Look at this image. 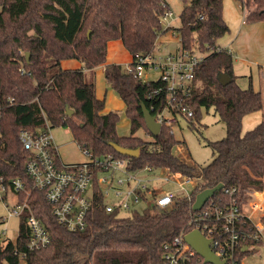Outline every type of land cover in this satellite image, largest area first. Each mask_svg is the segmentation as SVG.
Returning <instances> with one entry per match:
<instances>
[{
    "label": "trees",
    "instance_id": "trees-1",
    "mask_svg": "<svg viewBox=\"0 0 264 264\" xmlns=\"http://www.w3.org/2000/svg\"><path fill=\"white\" fill-rule=\"evenodd\" d=\"M181 1L185 7L176 30L183 37L182 46L202 52L215 49L217 40L230 31L223 16L224 0ZM235 1L245 13V23L264 26V0ZM168 9L166 0H0V177L8 183L18 178L24 182L25 190L31 191V209L52 239L21 262L15 249L24 250L27 242L23 218L19 238L0 244V264H165L164 244L195 228L193 204L200 192L223 184L226 189L236 188L243 204L252 193L264 191V121L244 133L242 129L244 118L261 111L264 100L253 87L244 90L236 84L232 54L213 51L204 58L187 100L194 111L192 118H185L190 128L200 125L202 108H213L227 126L226 137L210 144L213 160L203 167L176 154L182 142L170 128L163 127L156 137L149 133L142 104L151 110L147 95L158 83H144L122 65L106 64L112 41H121L132 58L151 53L159 36L169 30H162V16ZM64 60H77L82 66L63 69ZM102 66L107 84L125 103L131 125L128 137L117 133L119 113H102L105 98L96 94V69ZM219 73L233 81L223 86ZM9 99H14L12 105ZM45 119L51 128H68L79 147L93 157H126L115 145L138 149V157H126L131 170L149 166L198 180L191 199L178 201L167 211L146 209L124 217L117 211L108 213L98 195L86 228L69 231L57 223L43 191L33 188L26 172L30 153L20 133L37 132ZM141 128L149 140L135 136ZM219 198L228 199L223 190L213 199ZM250 255L252 251L240 256Z\"/></svg>",
    "mask_w": 264,
    "mask_h": 264
},
{
    "label": "built area",
    "instance_id": "built-area-1",
    "mask_svg": "<svg viewBox=\"0 0 264 264\" xmlns=\"http://www.w3.org/2000/svg\"><path fill=\"white\" fill-rule=\"evenodd\" d=\"M174 18L175 13L169 6L162 20ZM178 36L181 46L177 51L158 56L156 46L151 53L136 54L125 67L127 73L135 74L144 83H158V87L147 95L151 103L150 112L161 129L168 127L172 134H175L174 127L180 124V119L194 116L187 100L193 92L198 66L213 51L232 54L231 49L222 46H216L215 49L209 47L205 53L198 48L187 49L182 46L183 37L179 32ZM197 53L204 55L198 56ZM20 73L25 74L26 70L21 68ZM153 73L159 74L158 78H151ZM9 103L12 105L14 99H9ZM19 139L30 153L26 172L33 182V188L43 191L57 223L72 232L86 228L87 216L98 195L108 213H139L135 209L139 204H145V210L167 211L174 208L178 201L191 199L187 186L194 184L195 187L198 183L196 179L166 169L169 174L165 181L174 182L178 188L174 192L159 195L155 189L150 188L152 179L143 176L147 173L152 177L158 170L149 166L137 171L131 170L130 158H119L113 154L98 158L85 151L90 158L89 162L64 164L60 160L58 146L47 119L44 127L37 132L23 130ZM182 151L181 145L176 147L177 155ZM222 190L228 199L215 200L213 197L200 211H196L193 230H199L211 240L212 250L225 264H242V253H253L256 247H264V191L252 193L257 200L253 198L245 205L239 202L236 188ZM179 192L185 195L180 197ZM20 193L25 194L23 200L20 199ZM30 194L31 191L25 190L21 179L8 183L0 177V201L6 212L0 218V244L6 245L19 238L21 227L12 239L7 235L8 224L13 218H24L28 236L25 249H15L23 263L29 252L47 247L52 241L42 220L31 209L28 202ZM10 195L15 197V203L9 200ZM186 235L182 234L164 244L165 264H194L203 260L186 243Z\"/></svg>",
    "mask_w": 264,
    "mask_h": 264
},
{
    "label": "rangeland",
    "instance_id": "rangeland-1",
    "mask_svg": "<svg viewBox=\"0 0 264 264\" xmlns=\"http://www.w3.org/2000/svg\"><path fill=\"white\" fill-rule=\"evenodd\" d=\"M167 1L170 4V9L175 13V18L169 21L164 19L162 20V30H169L161 34L157 40L156 51L158 56H164L175 52L181 46L178 31L176 29L180 27V15L185 7V4L181 0ZM225 3L227 15L230 20L237 19V15L241 18V20L245 19V13L237 1L226 0ZM245 24L248 26V23ZM230 35L231 32L218 39L216 42L217 46L224 47L229 44L228 40ZM120 45L119 50L115 52L116 55L107 56V62L110 59H118L122 62L129 59L128 51ZM232 54L233 73L236 77V84L244 90L248 89L250 86L253 87L255 91H260L262 93L264 100V73L258 66L259 64L255 63V61H253L250 57L247 58L249 59V62H247L241 57L243 56L241 52H234ZM197 55L203 56L204 54L197 53ZM101 68L97 70L96 74V89L98 96L105 98V108L103 113H109L111 111L119 113L120 120L117 126V133L121 137H128L131 135V125L126 114L125 103L119 97L118 93L107 84L104 74L101 72ZM158 76L159 74L153 73L151 78L156 79ZM201 112L202 120L197 129L190 128L186 120L180 119V124L174 127V133L178 140L182 142L181 146L183 151L179 152L178 155H181L182 158L185 156L188 159V163L192 165L203 167L211 163L213 160V149L210 144L221 141L226 137L227 126L225 122L220 120L213 108L209 110L202 108ZM252 127L253 125L251 126L250 121L246 119V121L243 122V133L252 129ZM52 133L58 146L60 160L64 164L84 163L90 161V158L86 155L85 151L82 150L75 142L73 135L68 128H52ZM135 136L144 140L150 139L144 128L139 129L135 133ZM167 174H169V172L162 169L158 170L152 177L148 176L147 173H144L143 176L148 180L152 179L149 183L150 188L155 189V191L160 195L164 192H174L178 188L174 182L165 181ZM193 189L194 184L188 185V194L192 193ZM184 195L185 194H183V192H179L180 197H183ZM10 197L9 200L11 199ZM253 198L257 200V197L251 195L247 202H245V205H248ZM145 208V204H139L135 209L139 213H142ZM5 214V209L0 201V217L5 216ZM121 215L125 217L133 214L132 212H123ZM20 224L21 220L18 218H13L9 221L7 232L9 238L11 237L13 239L16 236L18 230L20 229ZM242 264H264V247H256L252 255L244 257Z\"/></svg>",
    "mask_w": 264,
    "mask_h": 264
},
{
    "label": "crops",
    "instance_id": "crops-1",
    "mask_svg": "<svg viewBox=\"0 0 264 264\" xmlns=\"http://www.w3.org/2000/svg\"><path fill=\"white\" fill-rule=\"evenodd\" d=\"M225 2H226V0H224L223 16H224L225 22L227 23V25L230 29L229 32H231V35H230V38L228 40L229 44L224 46V48L231 49L232 53L241 52V54L244 56V57L243 56H241V57L244 60H246L247 62H249L248 61L249 59H247V58H249V57L252 58V60L255 61V63L259 64L258 66L262 69V71L264 73V26H263V24H261V23L247 24L248 26H246L244 19L241 20V18H239L238 15H237V19L230 20L228 18V15H227ZM167 3L169 4L168 1H167ZM169 6H170V4H169ZM119 45L124 48L122 42L119 40L110 42L108 45V55L107 56L116 55L115 52L119 50ZM128 56H129L128 57L129 59H127L126 61L122 62L118 59H110L106 64H112V63L120 64L125 68L126 67L125 65L132 61V56L130 54ZM81 66H82V64L79 63L77 60H64L62 62V68L63 69H79V68H81ZM99 68H101V67H99ZM99 68L96 69V74H97V70ZM104 71H105V67L102 66V68H101L102 74H104ZM96 80H97V77H96ZM96 94H97V89H96ZM97 97L99 99H103V98L99 97L98 94H97ZM103 114H106V113H103ZM246 119L248 121H250L251 126L253 125L252 129L255 128L257 125L261 124L264 121V106H263V109L261 111L247 115L244 118L243 122L246 121ZM252 129H249V130H252ZM249 130H247V131H249ZM179 157L182 158L181 155ZM184 158H182V159L188 163V159L185 156H184ZM10 196L9 197L11 198L10 200L12 201V203H15V201H16L15 197L12 195H10Z\"/></svg>",
    "mask_w": 264,
    "mask_h": 264
},
{
    "label": "water",
    "instance_id": "water-1",
    "mask_svg": "<svg viewBox=\"0 0 264 264\" xmlns=\"http://www.w3.org/2000/svg\"><path fill=\"white\" fill-rule=\"evenodd\" d=\"M27 60L29 62L30 54L26 55ZM218 79L223 86H227L230 84L233 79L227 74L219 73ZM67 108V115L71 116L73 111L70 110L69 106ZM142 112L145 119L146 127L150 134L153 136H158L161 132V125L156 122L155 117L151 114L150 110L146 107V105L142 104ZM115 150L126 157L135 158L139 156L138 149H128L120 146H113ZM224 188L223 184H219L218 186L206 189L200 192L195 199L193 204L194 211H200L205 204L215 196L216 192L221 191ZM185 241L188 245H190L199 256H201L204 260L205 264H225V261L220 260V258L215 254V252L211 248V240L207 239L199 230H192L185 236Z\"/></svg>",
    "mask_w": 264,
    "mask_h": 264
}]
</instances>
